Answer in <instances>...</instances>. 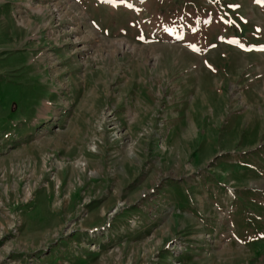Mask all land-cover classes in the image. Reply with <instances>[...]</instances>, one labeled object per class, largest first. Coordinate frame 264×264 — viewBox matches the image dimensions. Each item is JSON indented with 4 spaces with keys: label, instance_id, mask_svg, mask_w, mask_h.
<instances>
[{
    "label": "rangeland",
    "instance_id": "374dc122",
    "mask_svg": "<svg viewBox=\"0 0 264 264\" xmlns=\"http://www.w3.org/2000/svg\"><path fill=\"white\" fill-rule=\"evenodd\" d=\"M0 264H264V0H0Z\"/></svg>",
    "mask_w": 264,
    "mask_h": 264
}]
</instances>
